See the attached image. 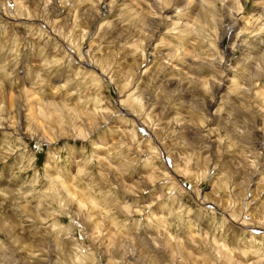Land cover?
Returning a JSON list of instances; mask_svg holds the SVG:
<instances>
[{
  "label": "rangeland",
  "instance_id": "374dc122",
  "mask_svg": "<svg viewBox=\"0 0 264 264\" xmlns=\"http://www.w3.org/2000/svg\"><path fill=\"white\" fill-rule=\"evenodd\" d=\"M164 5L0 0V264H264V0Z\"/></svg>",
  "mask_w": 264,
  "mask_h": 264
},
{
  "label": "bare ground",
  "instance_id": "6f19581e",
  "mask_svg": "<svg viewBox=\"0 0 264 264\" xmlns=\"http://www.w3.org/2000/svg\"><path fill=\"white\" fill-rule=\"evenodd\" d=\"M58 2V1H57ZM162 4H165L164 6L165 7H169L170 5H171V0H162ZM41 8V7H40ZM167 8H164V9H167ZM51 10V9H50ZM85 13V12H84ZM87 16V15H86ZM147 18V20H150V21H152V22H150L151 24H152V27L155 29H159V27H160V22L158 21V19H155V18H150L149 16L148 17H146ZM180 66H181V68H184V69H186V70H191V71H194V68L192 67L193 65H196V64H193L192 62H190V63H187V61H181V62H179L178 63ZM185 74V73H184ZM187 77V76H186ZM29 94V93H28ZM10 99L12 100L11 102L13 103V101H14V104L13 105H15V103H16V99L15 98H13V97H10ZM260 100V99H259ZM262 100H264V99H262ZM21 101H18V103L17 104H19ZM22 103V102H21ZM12 105V104H11ZM260 107V106H259ZM52 108V107H51ZM46 110V109H45ZM25 111H26V109H25ZM43 112V111H42ZM46 112V111H45ZM29 114V113H28ZM35 114V113H34ZM46 113H44V115H45ZM48 114H49V112H48ZM75 114V113H74ZM101 114V113H100ZM30 115V114H29ZM35 115H37V114H35ZM34 116V115H33ZM46 116V115H45ZM50 116V115H49ZM26 117V116H25ZM35 118H36V116H35ZM78 129V128H77ZM63 131V130H62ZM81 134V133H80ZM65 135V134H64ZM189 139V138H188ZM182 146V145H181ZM195 154V153H194ZM236 175V174H235ZM153 177V176H152ZM130 186V185H129ZM78 210H80V209H78ZM82 211V210H81ZM87 213V212H86ZM93 217V216H92ZM108 230V229H107ZM106 236V235H105ZM100 237V236H99ZM16 238V237H15ZM19 239V238H18ZM22 241V240H21ZM17 244V243H16ZM124 245V244H123ZM210 248V247H209ZM122 250V249H121ZM213 250V249H212ZM123 251V250H122ZM218 251V250H217ZM222 252V251H221ZM220 252V253H221ZM177 254V253H176ZM180 254V253H179ZM187 254V253H186ZM225 256V255H224ZM229 258V257H228ZM231 258V257H230ZM250 259V258H249ZM231 260V259H230ZM253 260V259H252ZM147 261V260H146ZM194 261V260H193ZM196 261V260H195ZM234 261V260H233ZM232 262V261H231ZM248 262V261H247ZM253 262H255V261H253ZM230 263V262H229ZM258 263V262H257ZM232 264V263H231ZM235 264V263H234ZM241 264V263H240ZM255 264V263H254ZM259 264V263H258Z\"/></svg>",
  "mask_w": 264,
  "mask_h": 264
}]
</instances>
